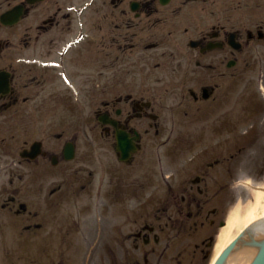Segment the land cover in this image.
<instances>
[{
	"label": "flooded vegetation",
	"instance_id": "obj_1",
	"mask_svg": "<svg viewBox=\"0 0 264 264\" xmlns=\"http://www.w3.org/2000/svg\"><path fill=\"white\" fill-rule=\"evenodd\" d=\"M13 1L25 4L27 14L23 25L0 23V71L10 73L12 88L5 105L8 110L20 107L27 98V76L41 84L49 75L57 77L61 73L59 69L52 71L47 68L36 71L35 67L30 71L21 62L24 54H49L48 58L60 59L63 52H54V48L70 35V48L81 46L76 34L85 26L90 30L88 23L96 12L100 14L95 17L93 27L99 33L103 32V40L87 36L85 45L77 51L73 49L76 52L71 54V60L81 59L104 70H108L109 62L122 65L121 68L125 69L128 63L157 61V54L162 61L203 64L209 69V76L192 96L194 102L204 101L202 89L205 86H219L209 80L216 79L221 65L238 58V50L232 46V40L240 41L243 47H251L264 38V12L261 8L264 0H254L257 8L243 12L255 13L245 14L241 19L235 12L238 0H228L231 1L230 7L224 10L219 8V2L223 0H32L34 2L31 3L30 0H0V14L12 7ZM134 3L135 9L132 7ZM30 9L33 20L28 19ZM108 44L116 48L109 51ZM21 65L23 69L19 68ZM222 74L221 71L218 76ZM234 74L232 72L231 75ZM123 89L125 86L120 83L119 75L89 76L87 86L82 87L89 110L97 117L105 145L113 149H116L118 129L126 128L131 132L142 130L146 128L142 119L151 118L154 111V104L148 103L149 100L136 97V91L125 93ZM214 93L215 90L210 98ZM94 96L104 97L101 104H94ZM56 100L66 112L74 113L77 109L69 91H63L58 98L56 96ZM99 111L106 114L107 119L117 121L118 126L100 121ZM150 126L156 127L157 122L152 121ZM141 143L142 139L136 141V144ZM53 153L49 151V154ZM107 164L112 165L109 160ZM107 170L111 182L122 180L119 165ZM203 181L205 185L201 184ZM211 189L205 179L197 182L192 176L178 187L170 184L172 196L169 199H151L133 205L137 215L130 218L138 225L130 230L128 236L134 238L135 251L132 254L138 256L137 260L142 256L144 258V263L135 264H172L169 263V256L178 259L176 264H205L218 230L216 225L221 224L226 214L222 209L220 190L213 196H202ZM115 201L119 205L123 202ZM12 203L9 199L5 205L12 208ZM103 233L107 254H126L127 237L121 225H118L117 231L107 225ZM111 233H116L113 245H110ZM186 235L189 239L185 246L175 243V238ZM171 249L176 252L172 254Z\"/></svg>",
	"mask_w": 264,
	"mask_h": 264
},
{
	"label": "rangeland",
	"instance_id": "obj_2",
	"mask_svg": "<svg viewBox=\"0 0 264 264\" xmlns=\"http://www.w3.org/2000/svg\"><path fill=\"white\" fill-rule=\"evenodd\" d=\"M138 65V64H137ZM142 65V64H141ZM149 65H151L150 63H147L144 67V71L147 73L149 72ZM125 69H123V71L125 72V76L124 79L121 80V84H124L125 82V89H127L128 85L130 84L129 81V76L128 72H133L135 71V69L137 67H135L134 64H126L125 65ZM129 69V70H128ZM160 68L157 69V75H156V81L155 80H150L151 83L153 85H155V89L152 87H149L150 89L146 90L147 92H150L153 95H157L158 98H163V100L165 101V103H174L180 100V93L177 90L175 97L170 98L169 96L165 95V91L164 88L159 89L160 85H162V83L160 82V80L163 78H165L166 74L163 75V70L162 72H160ZM137 71V70H136ZM249 71V72H248ZM238 85H237V91L234 95V97H232L231 99H229L228 102H226V104H222L220 111L212 114L211 119H230L233 118L231 116V114H234V118L236 121L239 120H251L250 122H255L256 125L259 126H264V123L262 122L263 116H264V112H262L259 116L255 115V117H252L251 114H249L247 111L248 107H249V100H246V97L248 95H250L251 93L255 94V90L257 89L259 83H264V80H262L261 78V73L262 70L261 69H257L256 65L255 67L251 70H243L241 67L238 68ZM134 75V74H133ZM154 75V74H151ZM150 74L147 75V78H149V76H151ZM264 77V76H263ZM261 78V79H260ZM145 84H150L149 80H145ZM158 88H157V87ZM139 88L137 89V91H139L142 87L138 86ZM147 87H145L146 89ZM259 88V87H258ZM254 90V91H253ZM259 101H261V103H263V99L261 98V96L258 98ZM236 100V101H235ZM236 105V109L235 106ZM186 106V104H185ZM174 109V108H172ZM264 109V108H263ZM176 110V109H175ZM234 110V111H233ZM183 113L180 112V116H181V121L185 122L186 120L189 119L190 122L194 121V124L191 125V130L189 129H183V133L184 136L190 140V139H194V134L197 132L198 134H200V131L202 130V127L208 123H202L201 121H197V120H193V116L191 113H186L185 112V107L183 108ZM165 119H167L165 117ZM178 119V118H177ZM3 122H5L4 118L2 119ZM248 127H250L249 123L248 124H240L238 125V132L240 133L242 130L247 129ZM205 129V128H204ZM250 129V128H249ZM208 132L206 131L204 138L205 145H207V148H202V149H206V152H209V154L211 155L212 153L215 152H222L225 153L226 151H230L232 149V141H231V136L232 134L230 132L224 131V132H216V130L212 127H207ZM239 136H241L240 134L238 135V140H239ZM242 137V136H241ZM249 140H252V135L249 136L248 138ZM17 139L14 138H7V143L3 142L0 145V182H5L7 180L8 177H10L8 175L9 173V168L11 166V162H13V165L16 167L17 164H19L18 159L16 158V153H18V146L19 144L16 141ZM158 140V139H157ZM247 141V145L249 146L248 140L245 137L244 140L241 141V144H245ZM93 154H92V158H91V162H94L95 164L92 165L89 162L82 164L81 161L83 160L84 156H81L79 159V162L77 165H85L91 169H96V173H97V177L101 178L102 172L101 169L103 167L102 165V156H105V149L100 145H95L93 144ZM9 149L12 152H9ZM193 152H198L199 147L197 149H193L191 148ZM162 151H167L166 147H163L161 149ZM247 153H245L244 155H242L243 158H246L243 162H240L238 160V168L236 169V174L234 176H229L225 179V181H229L230 183H232L233 180H235V178H242V179H247L250 183H253L255 181V178L258 177L260 169L262 167V162L264 160V143L263 144H259L257 146V148H250L248 147L247 149ZM249 154H250V158H249ZM24 167L26 168H35V166L33 164L31 165H26V164H22ZM19 166V165H18ZM219 172V171H217ZM257 180H259V177L257 178ZM258 182V181H255ZM48 184V182H47ZM249 187L251 188V185H249ZM253 197V194L251 193V191L249 190V188H247V186H237V192H232L230 190L227 191V200H226V205H230V202L234 199H236V203H238L237 205L239 207H243V205H247L249 198ZM233 200V201H234ZM232 201V202H233ZM231 202V203H232ZM244 209V208H243ZM224 212V211H223ZM2 218L0 219V264H22L23 261L25 260L24 258L26 257V255L24 257H21V254H24L20 249L22 248V244L19 243V239L17 237H12L11 232L12 229L8 226V222L3 215L1 216ZM36 241L34 240V243ZM35 249L37 246H33ZM2 248L7 252H9L10 254H14L13 256L11 255H5L2 252ZM28 252H30V249L28 250ZM214 252V250H213ZM97 257V256H93ZM210 260V258H209ZM208 260V262H209ZM98 262V257L97 260H95L93 263L91 264H97ZM207 264V263H206Z\"/></svg>",
	"mask_w": 264,
	"mask_h": 264
},
{
	"label": "bare ground",
	"instance_id": "obj_3",
	"mask_svg": "<svg viewBox=\"0 0 264 264\" xmlns=\"http://www.w3.org/2000/svg\"><path fill=\"white\" fill-rule=\"evenodd\" d=\"M236 207L231 213L228 224L221 231L219 243L216 250V256L223 248L236 237L246 226L254 221L264 218V191H254V199L249 202V205ZM255 239L254 246H245L239 251L232 254L227 264H256L259 254L264 246V227L255 228L253 235H247L244 241Z\"/></svg>",
	"mask_w": 264,
	"mask_h": 264
},
{
	"label": "water",
	"instance_id": "obj_4",
	"mask_svg": "<svg viewBox=\"0 0 264 264\" xmlns=\"http://www.w3.org/2000/svg\"><path fill=\"white\" fill-rule=\"evenodd\" d=\"M227 254V252L221 257V259L219 260L218 264H221L225 255ZM258 264H264V250L262 252L261 257L259 258Z\"/></svg>",
	"mask_w": 264,
	"mask_h": 264
}]
</instances>
